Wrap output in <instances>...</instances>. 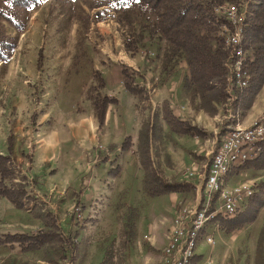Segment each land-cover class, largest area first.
Wrapping results in <instances>:
<instances>
[{
  "label": "rangeland",
  "instance_id": "rangeland-1",
  "mask_svg": "<svg viewBox=\"0 0 264 264\" xmlns=\"http://www.w3.org/2000/svg\"><path fill=\"white\" fill-rule=\"evenodd\" d=\"M98 2L45 0L40 6L25 11L26 28L23 32L7 22H0L1 31L17 43L12 57L0 64V123L7 120L20 122L29 125L32 128L30 133L36 135L34 127L47 115L49 124L57 121L56 97L75 73H82L85 79H89V88L98 86L99 89L100 86L99 77L94 75L95 67L102 68L108 78H112V83L117 82V78L125 79L121 68L110 74L107 52L113 48L116 57L120 46H125L130 39L137 41V50L129 52V56L135 57L133 60H148L164 83L165 79L186 69L182 56L172 57L166 39L151 37L147 30L140 38L141 24L135 16L132 23L121 18L122 11L103 12L101 18L97 17V13L104 9L94 7ZM40 53L43 65L39 69ZM91 56L103 57L104 62L99 64L90 59ZM137 64L135 62L129 68L136 77L140 74ZM164 90L165 97L170 100L176 97L175 107L182 105L184 109L187 104L195 124L215 136L226 131L235 121L232 101L217 103L213 95L203 101L195 92L187 93L184 88L180 92ZM210 99L211 104L207 102ZM165 105L171 107L166 101L158 105L143 104L141 108L143 112L156 110V120L148 117L144 121L149 127L154 124V128L150 127L155 134V140L150 144L152 167L163 177L171 173L167 177L170 181L193 184L195 190L175 193L171 198L172 209H169L171 195L150 197L144 191L145 170L137 156H117L111 161L109 156L94 159L93 156H84L83 150H76L73 143L64 144L59 156L43 165L45 174L35 164L32 173L24 175L29 192H39L40 195L31 193L35 198L38 196L40 200L36 201H39H32L26 210H16L7 200H0V236L36 233L44 227V216L50 212L66 236L78 231V252L63 251L54 244L46 251L24 253L15 244L0 247V264H50L49 259L58 260L59 264H100L108 250L114 255V264H144V261L147 264L148 260L150 264H161V251L169 241L178 209L198 207L204 200L205 190L202 183H198L200 180L187 179L183 175L187 169H197L203 163L212 141L200 140L201 144L191 150L187 144H176L172 134L165 133ZM122 106L129 116H135L138 104L135 106L127 97L122 100ZM127 131V137L138 136L137 128L130 121ZM28 142H31L33 151L39 146L33 139ZM22 145L25 147L24 142ZM72 152L80 156H71ZM26 156L27 162L31 163L29 153ZM18 166L21 165L14 161L15 183L21 182L23 176ZM117 166L121 167L118 176L109 175V170ZM262 181L264 170H248L228 176L227 187L252 185L255 188ZM217 206L218 200L214 196L211 209ZM217 219L214 222L219 224ZM261 231H264V208L253 224L230 234L222 231L219 224L214 243L202 251L204 255L199 264H264V242L262 250H259L258 242ZM134 260L137 261L134 263Z\"/></svg>",
  "mask_w": 264,
  "mask_h": 264
},
{
  "label": "trees",
  "instance_id": "trees-1",
  "mask_svg": "<svg viewBox=\"0 0 264 264\" xmlns=\"http://www.w3.org/2000/svg\"><path fill=\"white\" fill-rule=\"evenodd\" d=\"M45 0H0V22H7L17 31L23 32L26 28L25 11L40 6ZM94 5L96 9L104 8L97 13L101 18L103 12H121L124 21L132 23L133 16L139 19L141 24L140 38L144 31H149L151 37L166 39L172 57L182 56L186 62L187 73L182 78V86L188 93L195 92L201 100L209 95L214 96L217 103L229 102L230 94L227 93L228 70L225 67L227 50L224 45L216 42V34L222 23L215 13V6L223 2H237L238 0H98ZM108 9V10H107ZM137 41L130 39L125 43L128 52L135 53ZM243 47L253 54V60L249 61L246 68L251 74L248 88L240 89L233 87L232 108L233 115L244 116L253 106L257 96L264 87V0H254L251 4L250 14L245 21ZM17 48L15 39L6 36L1 31L0 24V64L7 62ZM43 56L40 53L38 68H42ZM125 76L124 87L134 96H143L145 90L136 83V76L130 73V69L123 66ZM94 75L99 77L100 86L89 88L88 99L92 101L100 128L105 123L108 108L118 105L116 97L102 95L101 90L105 88V81L101 73L95 71ZM209 104L213 101L207 100ZM230 103V102H229ZM156 116L154 120H156ZM163 118L167 121L170 131L179 135H190L214 139L213 132H208L190 121L177 117L173 111L165 105ZM234 124L237 121L233 122ZM154 128V124L150 126ZM149 126L144 125L140 133L139 147L137 150L138 161L145 170L144 191L150 197L161 195L189 193L195 190L189 182L167 181L156 169L152 167L150 160L151 133ZM229 127V126H228ZM228 130V128H227ZM226 130V131H227ZM225 130L220 133L223 134ZM14 138H8V154H0V199H6L16 209L26 210L36 198L28 190V182L22 176L21 182L15 183V172L13 169ZM133 147L131 136L125 138L121 146L112 145L108 147L110 153L118 148L121 152L130 151ZM258 156L247 161L242 166L231 171L230 175L254 170H264V140L257 143ZM121 167L117 166L109 170V175L118 176ZM229 175V176H230ZM214 201V200H213ZM264 207V181L255 187L254 194L248 198L242 207V211L233 217H219L217 219L221 230L230 234L237 229H242L253 224ZM78 231L66 236L57 222L56 217L48 212L44 216V227L36 233H15L0 236V247L14 246L18 244L22 252L46 251L50 246L56 244L63 251L69 249L73 254L78 252ZM262 249V239L259 244ZM65 259V258H62ZM74 259V258H73ZM75 260V259H74ZM50 264H59L58 260L49 259ZM100 264H114V255L108 250L105 259Z\"/></svg>",
  "mask_w": 264,
  "mask_h": 264
},
{
  "label": "crops",
  "instance_id": "crops-1",
  "mask_svg": "<svg viewBox=\"0 0 264 264\" xmlns=\"http://www.w3.org/2000/svg\"><path fill=\"white\" fill-rule=\"evenodd\" d=\"M112 45V44H111ZM113 48L111 51L107 52V57L109 59L108 68L111 71H114L116 68L123 69V66L131 68L137 64V70L139 75L136 77V83L145 90L143 96H134L129 93L124 87V78L120 79L117 78V82H113L112 78H108L105 71L102 68L95 67V71H99L102 74V78L105 81V89L102 91V95H107L109 97H116L118 98V105H111L108 108L106 120L102 128H100L98 119L96 117L95 109L91 100L88 99L87 89L89 88V79H85V76L81 73H75L74 76L71 77L67 84L64 83L62 91L58 93L56 97V105L58 110V119L54 121V123L49 124V119L47 118L48 115L41 120L38 125L34 127V132L36 131V135H32L30 130L32 129L29 125L19 123H14L9 120L0 123V154L7 155L8 154V138L10 135L14 137V148H13V158L14 161L19 163L21 166L20 168L21 174L24 176H28L32 173L34 169V165L37 164L39 169H42L43 174H45V168L43 165L50 162L55 156H59V151L64 144L73 143L72 146L75 147L76 150L80 151L83 150L85 152L84 156H93L94 159L102 156H109V161L115 160L117 156H137L138 158V147H139V138L141 130L144 126V121L146 118L150 117L154 120L155 118V111L154 108L151 110L146 109L144 112L141 111L142 105H157L159 103H165L169 101L171 103L170 109L173 113L180 117L185 121H190L193 125L195 122L191 118V109L185 104L184 109L182 105L179 107H175L174 104L177 102L175 101L176 97L173 100L165 97V89L168 91L175 90V92H180L183 89L182 86V78L187 73V66L186 69L180 71L179 74L175 73L174 77H169L164 83L163 78L159 76L154 71L153 64H151L145 58H140L138 60H133L131 55L129 56V52L126 50L124 44H122L119 48L118 54L114 57ZM116 55V54H115ZM90 59L95 60L97 63L102 64L104 62L103 57L95 58L91 56ZM114 67V68H112ZM163 81V83H161ZM93 84V83H92ZM131 99L132 104L137 106V112L135 116H129V112H125L122 106V100L125 98ZM165 97V98H162ZM264 109V87L262 91L257 96L252 108L244 115H233L232 117L237 121L236 124L231 123L230 126H249L251 125L257 117L262 113ZM131 122L134 128H137L138 136L134 137L131 136L133 147L130 151L121 152V149L118 148L114 152L110 153L108 151V147L112 145L121 146L127 137V124ZM234 122V121H233ZM167 130L165 133H171L172 139L175 143L187 144V148H197V144H201L200 140H205L202 137H192L190 135H179L170 131L168 123L166 124ZM198 126V125H197ZM200 127V126H199ZM201 128V127H200ZM203 129V128H202ZM207 131V130H206ZM211 132V131H208ZM30 134L32 138L30 139ZM224 134V133H223ZM151 140L150 144H152L153 140H155V134L152 131L151 133ZM220 136V134H217ZM214 138V139H215ZM34 140V143L38 144L39 146L33 150H31V142L29 140ZM208 141H211V146L206 154L205 160L203 163L198 165L200 168L206 161L208 160V154L212 148V144L214 139L207 138ZM28 140V141H27ZM36 141V142H35ZM24 142L25 147L22 145ZM188 142V143H187ZM33 143V142H32ZM75 144V145H74ZM152 147V145H151ZM191 150V149H190ZM75 152V151H73ZM71 153V156H80V154ZM29 153L31 163L27 162V154ZM54 156V157H52ZM139 162V161H138ZM190 161H188L189 163ZM45 167V166H44ZM77 173V172H76ZM74 175H77V174ZM167 173V172H166ZM175 171H173L174 175ZM171 173H167L165 175V179L169 182H172L167 179ZM145 176V173H144ZM182 180V179H181ZM180 180V181H181ZM197 181L199 179H196ZM198 183H200L198 181ZM29 188V187H28ZM34 194H39L37 191L31 192ZM40 195V194H39ZM170 208H171V198L175 197L174 194H170ZM36 199H39L36 196ZM4 201L6 199H0ZM40 200V199H39ZM37 200V201H39ZM8 201V200H7ZM36 201V202H37ZM9 202V201H8ZM7 203V202H5ZM10 203V202H9ZM8 203V204H9ZM12 204V203H11ZM13 205V204H12ZM14 206V205H13ZM15 208V207H14ZM264 208V207H263ZM16 209V208H15ZM19 210V209H16ZM173 211V210H172ZM9 234V233H7ZM13 234V233H11ZM15 234V233H14ZM262 239V245L264 242V231H261L259 244ZM167 244L164 245L161 251V264H163V251ZM205 245V246H202ZM209 245L205 242L200 243L198 246L197 254L191 264H199L202 260V252L206 247ZM201 249V250H199ZM259 250H262L259 248ZM132 261V260H131ZM137 260H134V263ZM133 263V261H132ZM150 264L148 260L146 262ZM145 264V261H144ZM153 264V263H152Z\"/></svg>",
  "mask_w": 264,
  "mask_h": 264
},
{
  "label": "built area",
  "instance_id": "built-area-1",
  "mask_svg": "<svg viewBox=\"0 0 264 264\" xmlns=\"http://www.w3.org/2000/svg\"><path fill=\"white\" fill-rule=\"evenodd\" d=\"M254 0L223 2L215 6V13L222 23L216 34L217 40L228 52L225 67L228 70L227 93L234 101V86L246 89L251 74L246 68L253 54L243 47L245 21L250 14ZM264 140V109L249 126H230L214 139L208 160L200 168L187 169L183 177L199 179L205 190L203 202L195 208L180 207L173 221L169 241L163 251V264H191L196 257L198 246L205 242L214 243V233L219 224L218 217H233L242 211L244 202L255 188L242 185L229 189L227 178L231 171L258 156L257 143ZM18 173V172H17ZM214 196L218 206L211 209Z\"/></svg>",
  "mask_w": 264,
  "mask_h": 264
}]
</instances>
